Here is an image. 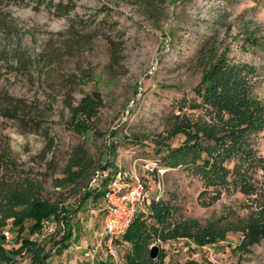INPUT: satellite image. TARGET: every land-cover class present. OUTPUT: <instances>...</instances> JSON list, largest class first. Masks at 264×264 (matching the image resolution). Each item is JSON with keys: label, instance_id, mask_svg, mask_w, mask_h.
Instances as JSON below:
<instances>
[{"label": "rangeland", "instance_id": "374dc122", "mask_svg": "<svg viewBox=\"0 0 264 264\" xmlns=\"http://www.w3.org/2000/svg\"><path fill=\"white\" fill-rule=\"evenodd\" d=\"M20 100L18 116L8 114ZM241 101L253 111L238 136L253 149L249 160L206 155L221 146L201 133L195 163L193 154L187 163L166 155L189 139L188 131L175 133L179 126L226 129ZM119 170L127 183L145 186L140 211L148 229L158 226L151 215L158 201L174 206L175 222L203 227L244 226L261 216L264 0H0V175L27 176L56 207L37 230L27 219L18 239L5 240L13 251L29 243L14 262L87 263L103 228L102 184ZM81 171L86 176L77 179ZM99 172L103 179L88 190ZM14 221L0 225V239L17 229ZM226 236L203 247L152 236L148 254L156 244L155 264H264V237L244 247L243 230ZM34 247H44L42 262L31 259ZM116 249L126 264L132 244L121 237Z\"/></svg>", "mask_w": 264, "mask_h": 264}, {"label": "trees", "instance_id": "16d2710c", "mask_svg": "<svg viewBox=\"0 0 264 264\" xmlns=\"http://www.w3.org/2000/svg\"><path fill=\"white\" fill-rule=\"evenodd\" d=\"M202 90V89H201ZM237 99V98H236ZM23 101L20 100L16 105L14 111H11L8 114H12L11 116H18L19 113V103ZM246 102H238V110L239 115H234L232 122L229 119V125L226 129L224 127L222 129H216L214 125H184L179 126L175 133L188 131L187 135L189 139L187 142L175 148L169 149L166 152V155L172 158H185V162L189 160V156L193 154L196 157L193 159L194 163L196 162V158H201V149L198 148L200 142L196 139L200 137V133L205 138V141H215L217 145L221 146L213 151H207L206 155L211 157H217V155H226L230 160L233 154L237 157L240 156L243 160H249L253 154V149L248 145L244 146L243 143L238 142L240 133H242L245 128L242 124H251L253 117L251 115H247V113L253 112L247 106ZM226 106L230 107L226 103ZM245 107L247 110H242ZM189 126V127H188ZM220 130V131H219ZM224 131V132H223ZM238 132V134H237ZM184 133V132H183ZM193 140H196V143H192ZM232 148L239 149L238 153H232ZM162 150V149H161ZM204 150V149H202ZM208 150V149H207ZM176 154H179L176 156ZM217 154V155H215ZM183 155V156H180ZM217 159V158H215ZM171 160V159H169ZM180 160V159H179ZM182 161V160H180ZM184 161V160H183ZM253 161V160H252ZM172 162V161H171ZM209 162V161H208ZM208 162H205V165H209ZM177 165L178 163H173V165ZM215 167L217 165L212 164ZM200 168L204 167L203 164L198 165ZM211 166V165H210ZM254 167L255 165H250ZM262 167V166H261ZM255 168V167H254ZM5 171L0 175V215L2 220H0V225L5 226V220L8 217H14V224L17 226L16 228H11L12 233H15V238H19V234H21L25 229V222L27 219H32L35 222L31 225V231H35L40 227V222L46 216H49L52 212L56 211V207L53 204L48 203L42 197H40V185L32 180L27 181V176L21 178L18 176L13 177ZM84 171H81L79 175H77V179L84 178L86 175ZM264 192V191H263ZM262 192V194H264ZM90 193H86L83 197V202L85 199H88ZM100 195V194H99ZM99 195L96 197L98 198ZM259 201V200H258ZM174 206L164 205L163 202H152L151 203V215L155 217L157 220L158 226H151L149 229L147 228L148 223L146 222L144 212L140 211L134 221L129 225L126 232L123 234L122 238L132 244V250L127 254L126 264H155V260L149 256L148 243L155 236L161 239L162 241L172 240L180 237H188L192 239L198 246H206L213 245L218 243L219 241L226 240L227 231L229 230H243L245 232L244 239H242L241 245L244 247H248L249 245L258 242L262 237H264V202L262 206L260 205L261 211L258 214L261 216L257 219H251L250 223L243 224L244 226L233 225L228 228H217V227H203L196 220L188 219L186 221H174L171 215V210ZM70 232V231H69ZM71 233H69L70 235ZM73 234V233H72ZM67 235V233L65 234ZM152 237V238H151ZM6 237L2 234L0 239V262L1 261H13L12 264H18L14 262L16 254H19L25 247L28 246V241L24 243L21 249L19 250H9L5 247ZM120 240V239H119ZM117 241V243L119 242ZM45 249L43 248H31V259L33 261L42 262L44 258H46L47 253H44ZM85 264L89 263V260ZM95 264V263H94ZM97 264H109L104 262H98ZM158 264H163L162 262ZM188 264H200L196 263V261H190Z\"/></svg>", "mask_w": 264, "mask_h": 264}, {"label": "built area", "instance_id": "2783aa9c", "mask_svg": "<svg viewBox=\"0 0 264 264\" xmlns=\"http://www.w3.org/2000/svg\"><path fill=\"white\" fill-rule=\"evenodd\" d=\"M125 173L119 170L117 174L105 186V202L103 207V228L97 235L94 244L87 250V255L92 262L99 258H111L109 264H122L116 249L117 241L123 236L129 225L134 221L141 210L146 198L144 184L138 180L134 184L125 181ZM98 178L101 181L103 174L97 173L92 177L89 187H97ZM7 240H11L14 235L12 229L8 228L3 231Z\"/></svg>", "mask_w": 264, "mask_h": 264}, {"label": "water", "instance_id": "95a60500", "mask_svg": "<svg viewBox=\"0 0 264 264\" xmlns=\"http://www.w3.org/2000/svg\"><path fill=\"white\" fill-rule=\"evenodd\" d=\"M160 247L159 245L154 244L150 249V257L152 259H156L159 255Z\"/></svg>", "mask_w": 264, "mask_h": 264}, {"label": "crops", "instance_id": "0c3cea01", "mask_svg": "<svg viewBox=\"0 0 264 264\" xmlns=\"http://www.w3.org/2000/svg\"><path fill=\"white\" fill-rule=\"evenodd\" d=\"M61 262L59 259H57V263ZM55 264V263H54Z\"/></svg>", "mask_w": 264, "mask_h": 264}]
</instances>
